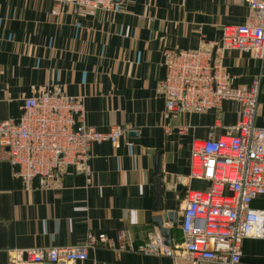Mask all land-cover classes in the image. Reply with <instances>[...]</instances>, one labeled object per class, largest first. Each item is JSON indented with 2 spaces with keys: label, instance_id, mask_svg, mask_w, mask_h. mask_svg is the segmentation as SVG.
Returning <instances> with one entry per match:
<instances>
[{
  "label": "crops",
  "instance_id": "0c3cea01",
  "mask_svg": "<svg viewBox=\"0 0 264 264\" xmlns=\"http://www.w3.org/2000/svg\"><path fill=\"white\" fill-rule=\"evenodd\" d=\"M251 15L247 0H118L89 14L53 0H0V121L16 118L23 98L48 92L80 97L84 122L96 130L126 128L116 146H89L87 172L64 166L46 184L12 176L0 150V264L25 261L26 248L79 243L87 231L103 232L113 247L89 249L71 264H187L136 248L148 231L159 233L152 219L168 211L170 244L159 235L168 247L179 242L185 190L208 185L188 177L191 140L230 132L240 101L165 111L163 51L216 49L223 25ZM221 64L231 86L258 80L253 123L264 128V56L226 49ZM250 205L264 208V197ZM119 230L130 236L123 249ZM240 260L264 264V239L244 238Z\"/></svg>",
  "mask_w": 264,
  "mask_h": 264
},
{
  "label": "built area",
  "instance_id": "2783aa9c",
  "mask_svg": "<svg viewBox=\"0 0 264 264\" xmlns=\"http://www.w3.org/2000/svg\"><path fill=\"white\" fill-rule=\"evenodd\" d=\"M75 13L110 11L115 0H53ZM250 22L223 25L220 42L210 50H164V76L160 81L167 112L182 113L218 108L225 99L240 101L231 131L207 139H192L188 177L207 181L204 189H189L180 211L181 238L166 246L159 233L148 231L136 250L183 259L187 264H250L242 262L244 238L264 239V208H253L255 197H264V128L253 123L258 80L250 87L231 86L221 64L226 49L264 56V0H247ZM125 127L114 124L105 131L84 122L82 99L44 92L25 97L16 118L0 121V150L12 176L28 183L38 178L50 182L64 166L87 172L89 146L109 142L116 146ZM119 249L130 245L126 230L115 235ZM103 232L87 231L81 242L68 246L31 247L21 250L23 262L10 264H71L86 258L89 249L113 247ZM20 253V252H19Z\"/></svg>",
  "mask_w": 264,
  "mask_h": 264
},
{
  "label": "water",
  "instance_id": "95a60500",
  "mask_svg": "<svg viewBox=\"0 0 264 264\" xmlns=\"http://www.w3.org/2000/svg\"><path fill=\"white\" fill-rule=\"evenodd\" d=\"M118 1V0H115ZM215 47L211 50V56H213ZM174 212H164L158 216H155L152 219L153 225L158 229L159 234L164 238V242L166 244H170V228L164 227L163 223L170 221L172 223V226L174 225V220L172 217H174ZM180 219V217L178 218ZM51 264V263H49Z\"/></svg>",
  "mask_w": 264,
  "mask_h": 264
}]
</instances>
